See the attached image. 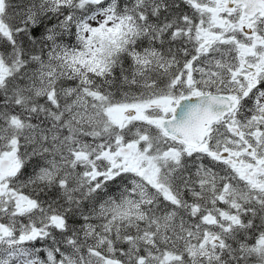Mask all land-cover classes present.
<instances>
[{
    "label": "snow or ice",
    "instance_id": "1",
    "mask_svg": "<svg viewBox=\"0 0 264 264\" xmlns=\"http://www.w3.org/2000/svg\"><path fill=\"white\" fill-rule=\"evenodd\" d=\"M0 264H264V0H0Z\"/></svg>",
    "mask_w": 264,
    "mask_h": 264
}]
</instances>
